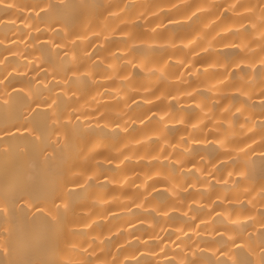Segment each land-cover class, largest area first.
Returning <instances> with one entry per match:
<instances>
[{"label":"bare ground","instance_id":"6f19581e","mask_svg":"<svg viewBox=\"0 0 264 264\" xmlns=\"http://www.w3.org/2000/svg\"><path fill=\"white\" fill-rule=\"evenodd\" d=\"M0 264H264V0H0Z\"/></svg>","mask_w":264,"mask_h":264}]
</instances>
